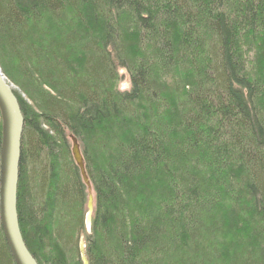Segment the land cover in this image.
Listing matches in <instances>:
<instances>
[{"label": "trees", "instance_id": "1", "mask_svg": "<svg viewBox=\"0 0 264 264\" xmlns=\"http://www.w3.org/2000/svg\"><path fill=\"white\" fill-rule=\"evenodd\" d=\"M0 51L39 109L15 91L39 264H82L81 235L90 264H264V0H0ZM1 146L0 115V179Z\"/></svg>", "mask_w": 264, "mask_h": 264}, {"label": "water", "instance_id": "2", "mask_svg": "<svg viewBox=\"0 0 264 264\" xmlns=\"http://www.w3.org/2000/svg\"><path fill=\"white\" fill-rule=\"evenodd\" d=\"M0 115L2 122L1 179H0V217L7 244L16 264H39L30 252L23 238L17 211L19 166L22 153L24 116L13 84L6 78L0 67ZM72 155L82 179L87 186L88 198L84 224L91 231L94 212V194L80 143L74 135ZM79 253L82 264H90L86 249L85 235L79 239Z\"/></svg>", "mask_w": 264, "mask_h": 264}, {"label": "rangeland", "instance_id": "3", "mask_svg": "<svg viewBox=\"0 0 264 264\" xmlns=\"http://www.w3.org/2000/svg\"><path fill=\"white\" fill-rule=\"evenodd\" d=\"M129 29V26L125 25V33L127 32V30ZM0 67L3 71V73L5 74L6 78L13 84V88L14 90L17 92V94L23 98L29 105H33V109L35 112H37L39 109L36 107V103L35 101H33L31 94H33L31 92V86L30 83L28 81H26L24 79V77H22L21 73L18 71V69L15 67H13L9 61L3 56L2 52L0 51ZM13 67V68H12ZM117 88L125 91L130 89V75L128 73V70L126 68H121L120 69V79L118 80L117 84H116ZM70 141V146L72 148V141L69 138ZM79 141V140H78ZM80 146H81V150H82V144L81 142ZM111 152L110 150H107V155H109ZM27 194V199H29V201L27 203H25L26 207L29 208L31 207V200H30V195L29 193ZM228 212V210L226 211ZM30 214V213H29ZM225 214V213H223ZM46 223L48 224V220L46 221ZM227 229L229 230V232H231V226L230 224L227 222ZM261 229V227H260ZM228 232V231H227ZM258 235L261 237L263 235V232L261 231V233L258 231L257 232ZM86 240V238H85ZM86 247H87V242H86ZM45 264H47L45 262Z\"/></svg>", "mask_w": 264, "mask_h": 264}]
</instances>
